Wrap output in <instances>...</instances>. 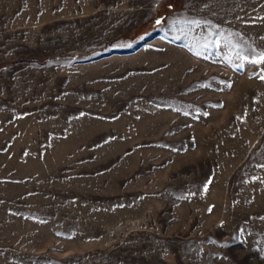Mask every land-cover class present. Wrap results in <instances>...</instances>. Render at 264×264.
I'll return each instance as SVG.
<instances>
[{"label":"rangeland","instance_id":"rangeland-1","mask_svg":"<svg viewBox=\"0 0 264 264\" xmlns=\"http://www.w3.org/2000/svg\"><path fill=\"white\" fill-rule=\"evenodd\" d=\"M217 32L264 52V0H0V264H264V64Z\"/></svg>","mask_w":264,"mask_h":264},{"label":"snow or ice","instance_id":"snow-or-ice-1","mask_svg":"<svg viewBox=\"0 0 264 264\" xmlns=\"http://www.w3.org/2000/svg\"><path fill=\"white\" fill-rule=\"evenodd\" d=\"M157 23H160V21L158 20ZM174 23L181 25L183 28H187L191 30L193 28L200 27V25L205 22L199 20H178L175 21ZM205 40L206 42L203 44L204 48H208L209 46L215 47L221 44L229 47L234 53V58L240 61V65H239L240 67H243L245 63H251L258 66L264 64V52H258L254 48L242 47L239 45V43H233L232 40L228 36H225L223 33L220 32L214 34L210 33L205 38ZM197 44L199 46V41H197ZM228 59L231 60L232 57H229ZM258 78L264 80V69L261 70V72L258 75ZM227 86L230 87L231 85H227ZM205 115H207V113H205ZM261 167H264V165H261ZM207 187L208 186L206 184L204 187V191H207Z\"/></svg>","mask_w":264,"mask_h":264}]
</instances>
